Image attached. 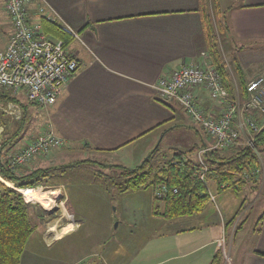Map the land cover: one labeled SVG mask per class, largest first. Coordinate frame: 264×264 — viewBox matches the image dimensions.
Returning <instances> with one entry per match:
<instances>
[{
  "label": "crops",
  "instance_id": "obj_1",
  "mask_svg": "<svg viewBox=\"0 0 264 264\" xmlns=\"http://www.w3.org/2000/svg\"><path fill=\"white\" fill-rule=\"evenodd\" d=\"M232 3L229 12V40L232 42L226 55L229 60L234 54L247 83L264 75V0H232ZM38 7L51 17V22L77 33L78 38L67 47L77 62V70L54 105L46 108V129L21 138L14 146H18L17 150L51 132L61 140L62 147H76L119 161L136 157L138 160L132 166L136 167L159 145L168 154L164 163L174 159L175 153L182 155L184 150L190 151L189 144L197 155L211 147L209 141H212L207 137L204 141L203 131L197 129L179 104L161 100L156 93L160 78L168 77L183 65L201 62L207 56L199 0H32L31 9ZM0 14L5 16L3 22L7 25V31L0 34L2 50L11 33L2 0ZM231 76L236 85L234 74ZM193 93L196 104L206 115L219 117L225 110V105L213 100L204 88H195ZM259 122L262 124L264 119L259 117ZM14 149L12 147L10 153ZM40 158L43 157L33 159L30 166L41 168L47 163L48 160ZM258 162L264 171V154ZM85 170L75 167L74 177L68 180L72 190L69 196L66 194L65 206L72 216L67 218L110 219V223L119 219L115 227H123L121 217L116 218V208L112 210L114 196L101 182L79 178L84 176ZM138 190L144 192L152 209L154 188ZM22 196L27 203L44 202L48 208L50 199L56 204L60 199L57 191L43 193L37 187L25 189ZM64 207L61 210L66 216ZM209 213L208 206L204 214L167 220L168 224H189L155 234L150 231L130 257L135 263L111 259L109 264H210L220 250L217 243L223 228L217 232L214 228L218 225H199L200 221L198 225L192 224L199 217L206 221L211 219ZM150 214L148 212L149 219L162 220ZM262 217V223L258 222L232 252L230 264H264V215ZM141 220L133 221L136 232ZM103 228L106 230V226ZM63 233L55 234L50 242L59 243L72 234L69 231L61 237ZM86 253L79 254L75 260L70 254L64 260L72 264L88 257ZM105 253L98 250L91 259L92 264H103L100 260Z\"/></svg>",
  "mask_w": 264,
  "mask_h": 264
},
{
  "label": "rangeland",
  "instance_id": "obj_2",
  "mask_svg": "<svg viewBox=\"0 0 264 264\" xmlns=\"http://www.w3.org/2000/svg\"><path fill=\"white\" fill-rule=\"evenodd\" d=\"M220 4L222 9H225L226 7L230 6L232 7L233 5L232 0H224L221 1ZM231 7L229 12L232 10ZM4 17L5 16L3 14H0V34L1 32L4 33V30H6L7 26L3 22ZM221 50L223 57L228 62L226 49L223 47L221 48ZM261 77H264V75H258L257 79ZM13 95L18 98L20 104L9 103L6 106H0V112H2L4 115L2 119L7 122V126H9L12 125V123L20 120V118L22 117V109L20 105H26L27 111L24 115L23 130L18 134V137L14 140V143L12 145V147L15 148L13 151L16 152V147L18 146H14L17 144L18 141H20L21 138L26 135H35L38 130L45 128L48 110L37 105L28 106L30 103L26 101L25 97H23L21 93ZM261 119H264V117L261 116L260 120ZM197 129L200 132L202 131L199 126L197 127ZM202 133L205 137V142L206 137L207 139H210V137H208L204 132ZM238 134V147L242 148L248 146L254 149L253 143L257 134H255V132L249 126H242L241 131L238 132ZM7 136L8 135L6 134V132L4 133L3 128L0 126V142L3 141V139ZM209 143L213 144V141H209ZM62 146L63 145L58 148L52 149L45 156H43V158H40L43 159V161L48 160L46 164L41 166V168L51 167L55 165L57 166L60 164H66L74 161H90L86 164L77 167L87 169L83 172L84 176L79 178H84L85 181H99L108 188L110 193H112V195L114 196L112 210L115 211L116 208V218L121 217V219L123 220V227H115L119 219L115 220L113 223H110V219L67 218L68 216L72 215L65 206V198L66 194L67 196L71 194L72 189L68 186V180L74 177L72 176L74 174L72 172L74 168L57 170L55 173H53V176H50L48 178L47 186H37V188H40V191L43 193L57 191L58 196L60 198L58 202L61 203V206L58 205L59 203L56 204L53 199H50V208H48L47 204H45L44 202H29L31 205H37L40 208V211L36 208L29 209V216L32 223L33 231L30 238L28 239V242L22 254L20 264H68V260H64L65 257L68 258L71 254L75 260L76 256L86 252H88L86 253L88 254V257L80 258L75 262L73 261L72 264H78V262L82 260H87L90 264H92L93 262L91 259H94L93 256L97 255L98 250L100 253L106 252L105 256L102 257L103 260H100L101 262H103V264H109L111 259H119L121 261L132 260L131 262L135 263V259H131L130 257L132 256L135 248L138 247L139 241L142 239V237H145L150 234V231H153V234H155L159 230L165 232L168 228L175 229L176 227L186 226L187 224H189V222H186L185 224H168L166 222L167 220H165L164 218H162L163 221L161 219L159 221L149 219L148 212H150L153 216H156V212H154L156 206L160 209L158 211L163 210V206L160 202L155 204L154 195V204L152 209H150L151 205L146 202V196L144 192H140L139 190L130 191V189L124 191V189L130 187V182H128L129 176L123 175L121 173V170L115 169L113 168V166H120L126 168L128 167L133 169L135 167L132 166L136 163L138 158L135 157V159L132 160L121 159V161H119V159H106V156H102L83 149H79L76 147L70 149ZM188 146H190V151L184 150L183 152L184 156L186 157L185 159L191 160L192 162H197L198 155L196 149H193L192 144H189ZM263 146L264 143L258 146L257 149H254L258 160L259 157H263ZM234 147L235 146H232L228 149H223L224 154L230 155L234 153L235 151L233 149L238 148ZM157 151L158 152L153 155V159L151 160L149 167L146 168L145 166L143 171L148 172L149 169H151L152 167L154 169L153 172L155 173L157 168L159 169L161 166L164 165L163 161H165L168 154L160 149V145ZM131 163L133 164L131 165ZM30 164L25 166L24 169L30 171L37 169L36 166H30ZM259 165L260 164H258L257 166V173L254 172V169L251 171L249 170L243 174L242 177L248 182H246V184L242 186L241 190L238 193H234L232 190H224L218 192L214 185L211 183V185H209V188L211 190V194L215 195V200L211 201L209 199L208 203L205 206V208L208 206L210 207L209 214L211 219H208L206 221L205 219H203V217H199L197 219L194 218L195 222H192V224H197L200 221L201 223H199V225H204V223L208 225H218L219 227H213L217 232H220V229L223 228L220 234L221 238L219 237L217 243L219 249L221 250L222 256H224L222 264H230V256L232 252L234 253V250L239 245V242L242 239L248 237V233L256 228L259 220L264 215V171H261L262 167L261 165ZM149 178H153V174H151ZM253 179L258 180L255 185L252 186L251 180ZM5 184L9 186L7 183ZM122 187L123 192L120 193L119 190L120 188L122 189ZM220 188H222V186ZM233 202L234 204L232 205ZM61 207H64V209L66 210V216H64ZM205 208L204 212L202 211L201 213H199V215L205 213ZM219 217H222V219H219ZM133 218L137 222L139 221V219H142L140 223L139 232H136V230H134L135 225H133ZM178 218L180 219V217ZM162 222H164V224ZM104 226H106L107 231L103 228ZM161 226L162 228H160ZM111 227L112 232L110 231ZM62 231L64 233L61 235V237H63V235L65 233H68L69 231H71L72 234L70 236L65 237L59 243L50 242L55 238V234ZM234 232L237 233L234 234ZM43 234L45 237H43ZM200 238L201 236H199L198 234V240ZM104 240L105 243H103ZM136 250H138V248Z\"/></svg>",
  "mask_w": 264,
  "mask_h": 264
},
{
  "label": "trees",
  "instance_id": "obj_3",
  "mask_svg": "<svg viewBox=\"0 0 264 264\" xmlns=\"http://www.w3.org/2000/svg\"><path fill=\"white\" fill-rule=\"evenodd\" d=\"M199 1L207 54L204 60L220 76L223 87L229 96L232 98L239 97L243 101L247 97L246 85L249 82H245L243 71L234 54L229 56L230 59L227 62L221 50L223 47L227 50L230 42H232L229 40L231 29L228 12L230 7L222 9L220 0ZM40 23L47 36L61 40L66 48L72 42L73 38L62 32L57 23L47 21L44 18L40 19ZM237 50H241L240 47H237ZM231 73L234 74L236 85L233 83ZM9 103L20 104L15 95L0 91V106H6ZM28 103H30L28 106L36 105L31 102ZM20 106L22 117L9 126L2 119L4 115L0 112V126L3 128V132L8 135L0 142V264H20L23 251L33 231L29 209L36 208L40 211L37 205H31L23 200L22 192L37 186H47L48 178L53 176L57 170L75 168L90 162L87 160L74 161L31 171L24 169V167L10 170L8 168L10 151L14 140L23 130L24 115L27 111L26 105ZM262 143H264V127L256 135L253 148L257 149ZM88 149L92 150L91 147ZM254 149L248 146L238 147L233 149L235 152L230 155H225L221 149L206 151L203 154L204 161L208 165L205 181L208 185L212 183L218 192L232 190L234 193H238L242 186L248 182L242 177L243 174L257 168L259 164ZM157 150L158 146L140 165L133 169L113 166V168L121 170L123 175L130 177H128L130 187L124 191L129 189L136 191L149 186L154 188V202L155 204L160 202L163 206L162 211H158L160 209L156 207L154 212L158 217L165 220L201 213L209 198L207 189L199 177L200 167L198 163L185 159L184 153L182 155L175 153L174 159L164 163L159 169L157 168L155 173L152 167L148 172L143 171L145 166L146 168L149 167L153 155L158 152ZM151 174H153V178H149ZM256 182V179L251 180L253 185ZM159 186L166 189L161 199L155 196L156 188ZM221 186L222 188H220ZM121 191L123 192V187ZM262 219L263 217L259 220L260 223H262ZM236 233L234 232V234ZM223 260L221 250H218L210 264H222Z\"/></svg>",
  "mask_w": 264,
  "mask_h": 264
},
{
  "label": "built area",
  "instance_id": "obj_4",
  "mask_svg": "<svg viewBox=\"0 0 264 264\" xmlns=\"http://www.w3.org/2000/svg\"><path fill=\"white\" fill-rule=\"evenodd\" d=\"M2 1L11 33L6 47L0 50V91L22 93L28 102L43 108L50 107L76 72L77 62L61 40L52 39L43 31L40 19L50 22L52 19L42 7L32 10V0ZM59 26L68 36L78 38L77 33L69 27ZM198 87L204 88L213 100L225 105L219 117L206 115L196 104L193 91ZM246 91L247 97L243 101L239 97H230L220 76L204 59L181 66L168 77L160 78L156 84L158 98L179 104L191 121L213 141L210 148L198 153L197 159L199 177L211 201L215 200V195L211 194L205 181L208 165L203 154L212 149L238 147V132L244 125L249 126L255 134L264 127V122L260 124L258 121L259 117H264V78L247 83ZM61 145L58 137L46 132L29 145L12 152L8 168L16 170L25 167L36 157H43ZM257 169H253L254 172L257 173ZM165 191V187H157L156 196L161 199ZM78 264L90 263L80 261Z\"/></svg>",
  "mask_w": 264,
  "mask_h": 264
},
{
  "label": "water",
  "instance_id": "obj_5",
  "mask_svg": "<svg viewBox=\"0 0 264 264\" xmlns=\"http://www.w3.org/2000/svg\"><path fill=\"white\" fill-rule=\"evenodd\" d=\"M20 192V191H19ZM116 226V225H115Z\"/></svg>",
  "mask_w": 264,
  "mask_h": 264
}]
</instances>
